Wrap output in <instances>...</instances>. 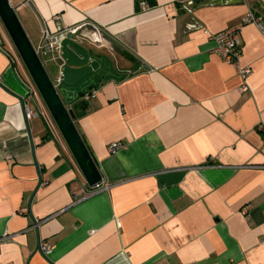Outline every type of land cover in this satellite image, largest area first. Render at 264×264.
Returning a JSON list of instances; mask_svg holds the SVG:
<instances>
[{
    "label": "crops",
    "instance_id": "obj_1",
    "mask_svg": "<svg viewBox=\"0 0 264 264\" xmlns=\"http://www.w3.org/2000/svg\"><path fill=\"white\" fill-rule=\"evenodd\" d=\"M191 1L12 6L35 50L44 29L94 25L104 42L85 43L114 75L75 108L98 188L33 107L42 178L33 197L24 114L0 87V264H264V34L252 22L237 30L238 64L251 69L245 89L236 65L212 51V35L249 10L264 24V0ZM56 55H41L48 72ZM0 82L31 106L32 79L1 21ZM113 141L121 148L111 154ZM45 240L51 251L41 254Z\"/></svg>",
    "mask_w": 264,
    "mask_h": 264
},
{
    "label": "water",
    "instance_id": "obj_2",
    "mask_svg": "<svg viewBox=\"0 0 264 264\" xmlns=\"http://www.w3.org/2000/svg\"><path fill=\"white\" fill-rule=\"evenodd\" d=\"M200 1L199 7L241 3L242 0H192L191 3ZM0 21L74 158L86 184L89 187L100 185L102 176L77 129L75 108L79 104L83 105L84 96L91 91V88L96 87L102 78L114 75L111 71L110 60L108 58H100L94 54L85 43V41L89 40H84L82 33H69L61 41L59 52L53 62L57 75L60 76V82L56 87L52 81V76L31 44L14 8L8 0H0ZM88 43L91 46L102 45L100 42L89 41ZM97 74L98 76H96ZM0 87L15 95L24 114L25 128L29 136L32 156L38 172V183L33 191V197L36 189L41 184L42 178L38 170L39 167L35 157V147L31 135L29 118L26 114V98L25 96L23 97L11 92L1 82ZM26 88L29 90L28 87ZM37 250L41 254H44L40 249V244ZM47 261L49 260L47 259Z\"/></svg>",
    "mask_w": 264,
    "mask_h": 264
},
{
    "label": "built area",
    "instance_id": "obj_3",
    "mask_svg": "<svg viewBox=\"0 0 264 264\" xmlns=\"http://www.w3.org/2000/svg\"><path fill=\"white\" fill-rule=\"evenodd\" d=\"M11 4L12 0H8ZM30 0H24V4H29ZM141 7H146V3L144 1H141ZM12 6V5H11ZM57 16H55L56 18ZM252 22L256 24L261 32L264 34V24L262 22V18L260 16H255L252 10H249L245 17L243 18V22L239 26L230 27L223 31H220L214 35H212V39L214 40V47L212 49L213 52L220 54L223 56L228 62H231L236 65V68L243 80V83L241 84V89L247 88V78L251 73V69L248 66H239L238 59L240 56V45L239 40L237 39L236 33L237 30L243 25L244 23ZM82 33V37L85 39H88L89 41L93 42H100L102 43L103 36L101 32L96 28L94 25H91L90 28H86V25H79L75 27H68L61 29L60 31L56 33H50L47 29L43 30V35L40 43L39 50H36L37 54L42 60V53H58L60 49L61 41L69 34V33ZM81 37V38H82ZM55 60V58H54ZM43 62V60H42ZM44 64V62H43ZM52 81L54 85L57 87V85L60 82V76L56 75L55 77H52ZM29 94L31 91H29ZM95 96V91L91 90L88 94L84 96V100L90 99ZM26 114L28 118H31V111H29L28 107L26 106ZM121 148V144L119 142L113 141L109 143L108 149L111 154L116 153ZM107 186V185H106ZM105 186V187H106ZM98 186L93 188H98ZM40 249L44 254H48L51 251L50 244L45 240L40 242ZM217 264V263H212Z\"/></svg>",
    "mask_w": 264,
    "mask_h": 264
},
{
    "label": "rangeland",
    "instance_id": "obj_4",
    "mask_svg": "<svg viewBox=\"0 0 264 264\" xmlns=\"http://www.w3.org/2000/svg\"><path fill=\"white\" fill-rule=\"evenodd\" d=\"M16 1L17 0H12L11 1V5H15L16 4ZM2 23V22H1ZM56 67L54 66V64H52L50 67H49V74L51 76L55 75L56 73ZM29 83V82H28ZM29 88V90L32 92L31 93V96H33V101L31 102V106L28 107L29 111H31V118L34 117V116H37L39 114H43V116H45V119H46V122H48L50 124V126L54 129V132L62 138L58 128L56 127L48 109L46 108L40 94L38 93L36 87L34 86L33 82L32 83H29V86H27ZM37 91V92H36ZM36 102V103H35ZM33 107L35 110H37L38 112L41 111V113H35V111L33 110ZM29 118V119H31Z\"/></svg>",
    "mask_w": 264,
    "mask_h": 264
},
{
    "label": "trees",
    "instance_id": "obj_5",
    "mask_svg": "<svg viewBox=\"0 0 264 264\" xmlns=\"http://www.w3.org/2000/svg\"><path fill=\"white\" fill-rule=\"evenodd\" d=\"M93 88H94V87H93ZM90 90H92V88H91Z\"/></svg>",
    "mask_w": 264,
    "mask_h": 264
}]
</instances>
